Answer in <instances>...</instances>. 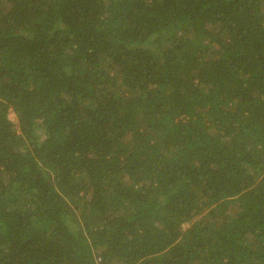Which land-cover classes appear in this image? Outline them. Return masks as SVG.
I'll list each match as a JSON object with an SVG mask.
<instances>
[{
  "label": "trees",
  "instance_id": "16d2710c",
  "mask_svg": "<svg viewBox=\"0 0 264 264\" xmlns=\"http://www.w3.org/2000/svg\"><path fill=\"white\" fill-rule=\"evenodd\" d=\"M0 264H264V0H0Z\"/></svg>",
  "mask_w": 264,
  "mask_h": 264
},
{
  "label": "rangeland",
  "instance_id": "374dc122",
  "mask_svg": "<svg viewBox=\"0 0 264 264\" xmlns=\"http://www.w3.org/2000/svg\"><path fill=\"white\" fill-rule=\"evenodd\" d=\"M10 116H11L12 120L14 121V123H16V125H18V119L16 117V114L13 111L11 112ZM187 226H188V224L185 223V227H187Z\"/></svg>",
  "mask_w": 264,
  "mask_h": 264
}]
</instances>
